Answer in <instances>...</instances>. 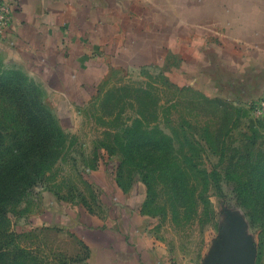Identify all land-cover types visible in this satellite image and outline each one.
Here are the masks:
<instances>
[{"label": "rangeland", "instance_id": "374dc122", "mask_svg": "<svg viewBox=\"0 0 264 264\" xmlns=\"http://www.w3.org/2000/svg\"><path fill=\"white\" fill-rule=\"evenodd\" d=\"M177 74L113 68L68 97L0 44V264H91L97 229L172 264L242 236L264 264V124Z\"/></svg>", "mask_w": 264, "mask_h": 264}, {"label": "crops", "instance_id": "0c3cea01", "mask_svg": "<svg viewBox=\"0 0 264 264\" xmlns=\"http://www.w3.org/2000/svg\"><path fill=\"white\" fill-rule=\"evenodd\" d=\"M7 1L0 44L68 97L113 68L153 67L235 104L264 94V0ZM118 241L80 239L91 264H172L144 237Z\"/></svg>", "mask_w": 264, "mask_h": 264}, {"label": "water", "instance_id": "95a60500", "mask_svg": "<svg viewBox=\"0 0 264 264\" xmlns=\"http://www.w3.org/2000/svg\"><path fill=\"white\" fill-rule=\"evenodd\" d=\"M254 249L243 243V237L237 236L225 247L211 264H253Z\"/></svg>", "mask_w": 264, "mask_h": 264}, {"label": "built area", "instance_id": "2783aa9c", "mask_svg": "<svg viewBox=\"0 0 264 264\" xmlns=\"http://www.w3.org/2000/svg\"><path fill=\"white\" fill-rule=\"evenodd\" d=\"M13 8L7 0H0V34L9 26L12 19ZM248 106L255 117L264 122V94L251 101Z\"/></svg>", "mask_w": 264, "mask_h": 264}, {"label": "trees", "instance_id": "16d2710c", "mask_svg": "<svg viewBox=\"0 0 264 264\" xmlns=\"http://www.w3.org/2000/svg\"><path fill=\"white\" fill-rule=\"evenodd\" d=\"M260 121H261V120H260ZM262 122H263V121H262ZM263 124H264V122H263ZM30 160H31V158L28 160V162H29ZM28 169H29V168H27L26 171H28ZM25 175H27V172L24 174V176H25ZM31 183H32L31 180H28L27 182H24V184H27L28 186L31 185ZM0 214H2L1 209H0Z\"/></svg>", "mask_w": 264, "mask_h": 264}]
</instances>
